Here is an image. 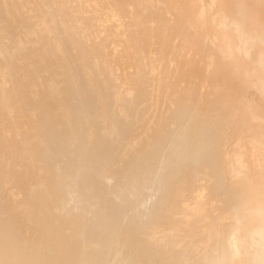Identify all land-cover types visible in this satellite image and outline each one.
<instances>
[{"label":"bare ground","instance_id":"1","mask_svg":"<svg viewBox=\"0 0 264 264\" xmlns=\"http://www.w3.org/2000/svg\"><path fill=\"white\" fill-rule=\"evenodd\" d=\"M239 1L169 0L168 4L192 25L215 5L240 7L243 0ZM220 14L226 16L221 10ZM112 21L123 29L113 28ZM174 22L159 26L161 36ZM223 25L226 28L221 42L228 55L239 41L264 46V0H248L237 9L236 17ZM232 27L236 40L229 35ZM125 29L131 32V63L138 73L147 69L150 75V81L138 88L137 96L145 97L149 87L160 91L163 85L171 84L169 61L160 60L159 52L164 47L160 33H153L145 21L128 16L107 0H0V53L5 56L0 61V256L6 249L21 250L28 244L23 229L37 226L34 213L43 202L41 187L48 156L61 144L59 129L80 107L95 115L110 100L109 74L115 63L112 57L101 58V51L110 41L123 43ZM203 32L212 39L219 38L217 32ZM77 33L93 43L86 45ZM15 35L21 41L17 42ZM50 35L52 40L45 42ZM102 36L105 40L99 41ZM61 39H66L64 46ZM28 43L30 47H26ZM71 52L82 61L77 69L80 74L67 61L66 55ZM42 74L46 75L44 87L40 83ZM260 81L259 88L264 90V75ZM180 91L185 95L180 107L166 115L157 114V102L150 100L147 111L155 123L152 141L163 143L169 136L168 126L175 124L180 114H191L186 127L195 132L200 143L195 152L211 153L209 160L217 167L213 186L224 197L225 207L211 217L202 193L194 192L187 172L178 170L170 177L164 202L156 208L149 229L154 236L161 226L172 227L166 232L167 243L183 245L197 264H205L206 259H211L209 264H264V146L256 144L255 139L245 141L241 129L247 117L264 119V107L244 95L224 112L221 107L230 100L225 95L198 103L191 88L182 86ZM118 97L116 94L115 103ZM95 99L100 102L95 103ZM214 103L219 108L206 117V105ZM93 148L100 152L96 161L101 165L94 177L104 178L105 168L119 157L98 145ZM201 164L195 162L190 170L199 171ZM39 232L43 236L47 233L46 229ZM25 260L21 262L27 264ZM76 260L79 264H96L88 259Z\"/></svg>","mask_w":264,"mask_h":264},{"label":"rangeland","instance_id":"2","mask_svg":"<svg viewBox=\"0 0 264 264\" xmlns=\"http://www.w3.org/2000/svg\"><path fill=\"white\" fill-rule=\"evenodd\" d=\"M107 1L128 16L145 21L155 34L160 33L159 26L175 21L165 35L159 34L164 45L159 52L160 60L169 61L171 84L163 85L160 91L149 87L145 97L137 96L138 88L150 81V75L147 69L138 73L131 63L130 30L125 29L123 43L110 41L101 51V58L112 57L115 63L109 74L111 98L95 115L80 107L59 129L61 144L56 153L48 156L46 179L41 187L43 202L34 213L37 226L23 229V238L28 244L21 250L3 251L0 264H25L21 262L24 258L27 264H79L77 258L96 264H197L195 256L187 253L183 245L167 243L166 232L172 227L163 225L154 236L149 229L156 217V208L164 202L170 177L178 170L186 171L193 191L202 193L211 217L218 216L225 207L224 197L213 186L217 167L209 160L211 153L195 152L200 143L195 132L186 127L191 114H180L177 122L168 126L167 139L157 144L152 141L155 123L147 106L155 99L157 114L166 115L180 107L185 98L180 87L187 86L198 103L204 99L216 101L224 95L229 97L221 107L224 112L231 102L244 95L264 107V90L259 88L264 75V46L239 41L228 55L221 42L226 28L224 22L234 19L237 9H242L248 0H240V7L215 5L192 25L178 16L169 6V0ZM220 10L226 15L224 18ZM111 26L123 29L115 21ZM205 29L210 34L217 32L219 38L206 36ZM229 35L232 40L237 39L234 27ZM14 37L17 42L21 41L18 35ZM83 37L80 36L86 45L93 43L92 39ZM103 37L98 40H105ZM48 40H52L51 35L45 42ZM65 41L60 40L62 46ZM3 56L0 53V61ZM66 57L79 73L77 69L82 61L73 52ZM234 61L235 64H229ZM45 74L40 77L43 87ZM115 93L119 96V105L115 103ZM37 96L34 98L38 99ZM217 107L216 103L211 107L206 105L205 116H211ZM263 122L259 116L243 120L241 129L245 141L256 140V144L264 146ZM230 142L227 140L228 145ZM95 145L119 157L105 168L104 178L94 177L101 168L96 161L100 152L93 148ZM197 161L202 164L194 172L190 167ZM39 229H46V235ZM203 262L209 264L211 259Z\"/></svg>","mask_w":264,"mask_h":264}]
</instances>
